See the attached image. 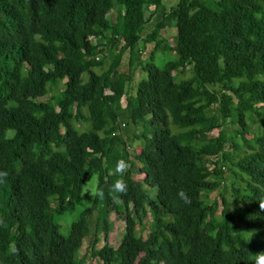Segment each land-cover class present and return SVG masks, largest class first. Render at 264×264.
Listing matches in <instances>:
<instances>
[{"label":"trees","instance_id":"trees-1","mask_svg":"<svg viewBox=\"0 0 264 264\" xmlns=\"http://www.w3.org/2000/svg\"><path fill=\"white\" fill-rule=\"evenodd\" d=\"M140 41L154 43L147 60ZM157 51L173 58L159 67ZM118 159L126 191L114 194ZM0 172V264H254L264 252V0L169 10L161 0H0ZM92 176L104 196L64 236L56 218L75 211ZM218 187L219 211L207 202Z\"/></svg>","mask_w":264,"mask_h":264},{"label":"rangeland","instance_id":"rangeland-1","mask_svg":"<svg viewBox=\"0 0 264 264\" xmlns=\"http://www.w3.org/2000/svg\"><path fill=\"white\" fill-rule=\"evenodd\" d=\"M162 3H163V6L166 10H169L170 8L174 7L177 0H161ZM150 10V9H149ZM115 12H116V7L114 8L113 10V14L111 15V19L113 22L116 21V17H115ZM148 14V13H147ZM158 22V15H153L152 17H150V20L149 22L145 25V29H144V33H143V37H145L147 34H149L153 27L156 25V23ZM175 34H176V31H175V26H174V23H166L164 28L162 29L161 33H160V36L161 38H163L165 40V42L168 44V45H172L173 44V40H174V37H175ZM92 42H97V41H92ZM153 42H149L145 45H143V43L140 41L139 42V47H142V57L143 59H148L149 57V53L152 52L153 50ZM113 52H117V49H114ZM127 52H124L123 55H122V58H121V62H120V70L122 71H125L127 68H126V64H127ZM154 58H155V63L159 66V67H162L163 66V63L164 61L166 60H170L173 58V54L172 53H167L166 55H163L161 54L159 51L155 52L154 54ZM180 63L181 61L178 60L176 62V67L178 69H180ZM124 77H127L128 74H127V71L124 72ZM191 75V70H190V67H186L185 70L182 72V73H178L177 74V80L180 81L182 79H187L189 78ZM142 73L139 71V70H136L134 71L132 77H131V80H130V85L132 87H134L136 85V83L138 82V80L142 77ZM219 86H224L226 87V85L222 82L221 84H219ZM122 129H123V133H126L125 129H126V126H122ZM231 126L229 128H227L228 130H231ZM217 134V131L214 130L213 132H211L210 136H215ZM90 183H95L96 184V176H92L90 177L89 179L85 180L84 182V185H83V188H82V193H81V201L79 203V205L75 208V211L72 213V214H65V215H62L61 217H57L56 218V223L58 224V229H59V232L66 236L67 233H68V228H69V225L70 223L75 219V217L77 216V214L83 210L84 208H86L87 206H89L92 198H93V195L91 196V194L87 191H85V186L90 184ZM220 190V187L212 190L209 192V198L210 200H208L207 202H212L214 201L215 202V205H216V208L217 210L219 211L220 210V207H221V204H220V199L218 197V192ZM228 194L229 192L226 191L225 195L226 197H228ZM229 198V197H228ZM101 210L100 211H97V212H94L92 213V216L90 217L89 219V229L92 231L93 230V227L95 224L97 223H101L103 221V204L101 205ZM149 218L150 217H147L146 221L144 222L143 224V231L140 233L141 236L145 237L146 234L148 233V227H149ZM58 219V221H57ZM100 236L102 234H99ZM109 242L116 246L118 243H119V240H120V237H121V233L120 231H118L117 229H113L109 235ZM103 243V241L99 238V243L98 245L101 246ZM88 244V238H84L83 241H82V244L79 248V251H78V256H81L84 254L85 252V248ZM85 264H94V262L89 258V257H86V260H85Z\"/></svg>","mask_w":264,"mask_h":264},{"label":"clouds","instance_id":"clouds-1","mask_svg":"<svg viewBox=\"0 0 264 264\" xmlns=\"http://www.w3.org/2000/svg\"><path fill=\"white\" fill-rule=\"evenodd\" d=\"M126 168H127V164L123 159L116 160L114 171H115V173L120 174V178L115 179L111 185V191L114 194H119V193H123L126 191V183H125L124 179L122 178V174L124 173ZM6 175H7L6 172H0V176H6ZM85 191L89 192L91 194V196L94 195L100 199H102L104 196L103 189L97 187V185L95 183H90V184L86 185ZM177 196L184 203H186V204L190 203V198L188 197V195L183 190L178 191ZM254 264H264V252H260L256 255H254Z\"/></svg>","mask_w":264,"mask_h":264}]
</instances>
